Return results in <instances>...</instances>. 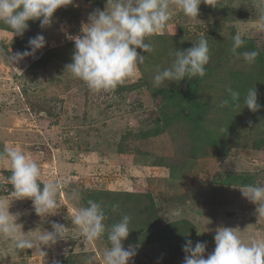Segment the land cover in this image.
I'll return each mask as SVG.
<instances>
[{
	"label": "rangeland",
	"instance_id": "374dc122",
	"mask_svg": "<svg viewBox=\"0 0 264 264\" xmlns=\"http://www.w3.org/2000/svg\"><path fill=\"white\" fill-rule=\"evenodd\" d=\"M105 3L74 0L56 11L50 27L41 28L38 20L28 21L23 37L0 28V49L6 53L28 49L29 38L37 34L47 42L33 61L27 57L15 65L0 57V151L5 146L23 148L40 162L43 181L63 183L57 214L39 217L31 200H16L8 181L11 170L0 161V202L8 203L12 213L27 212L18 223L33 238L43 230L50 231L53 221L66 226L63 240L52 248L16 250L11 241L0 237V264H85L90 257L92 264H102L106 238L87 241L72 218L76 208L86 206L89 199L97 202L100 198L94 193L105 190L140 195L133 206L124 200V194L111 197L120 209L112 213L131 217L132 231L124 246L138 247L129 264H183L185 254L179 247L163 241L143 242L149 202L161 223L186 220L193 225L194 243L207 242L205 256L214 250L215 230L220 226L238 228L246 242L264 239V216L257 215V206L242 196L239 189L245 185L227 182L232 176L231 180L239 177L264 186V143L256 146L258 139L264 141V69H259L264 62L256 60L249 66L242 56H227L229 48L223 59L216 57V48L210 51L213 67L200 83L206 109L200 129L207 131L217 123L224 131L222 125L228 121L234 127L216 143L185 120V107L181 116L173 118L185 101L167 103L158 89L175 82L153 86L156 70L171 65L174 57L169 52L176 43H191L190 48L201 35L210 36L212 43L240 32L245 41L251 40L262 50L264 31L258 30L257 23L264 15V0H210L209 5H200L198 19L176 11L162 34L147 38L154 49L150 55L137 49L145 55L139 74L115 90L96 92L65 66L71 63L74 51V41L68 37L80 35L88 14L96 8L103 10ZM48 51L50 60L32 66ZM228 87L240 92L239 108L219 106L228 98ZM253 87L262 106L255 113L243 104L244 95ZM256 130L260 132L255 134ZM74 192L80 193L79 201L71 199Z\"/></svg>",
	"mask_w": 264,
	"mask_h": 264
},
{
	"label": "clouds",
	"instance_id": "9594fccd",
	"mask_svg": "<svg viewBox=\"0 0 264 264\" xmlns=\"http://www.w3.org/2000/svg\"><path fill=\"white\" fill-rule=\"evenodd\" d=\"M71 3L73 0H0V21L14 32V36L23 37L29 28L28 21L38 20L41 28L50 27L56 11ZM202 3L209 5L210 0H106L103 10L96 8L88 14L80 35L68 37L74 41V51L71 63L65 66V70L85 82L93 91L115 90L126 80L137 76L139 67L145 64V55H141L137 49L144 53L154 51L147 38L162 34L176 11L191 19H198ZM212 7H215L214 3ZM257 27L264 31V15L259 17ZM46 43L45 37L37 34L29 38L28 49L15 54L0 49V57L16 65L27 57H34ZM245 43V38L237 32L232 37L230 51L242 56L244 62L251 66L256 63L259 52H238ZM169 55L174 59L169 67L156 70L154 87L206 75L210 48L204 35L192 47L170 50ZM226 92L228 98L221 100L219 106L223 108L231 104L239 108L240 92L231 87L226 88ZM243 104L253 113L261 109L256 87L247 90ZM0 161L11 170L8 181L16 200H31L32 208L39 217L57 214V197L63 188L60 180L43 181L40 162L19 146H5L0 151ZM239 190L244 198L257 206V215L264 216V186L249 184ZM71 199L79 201L80 193H72ZM118 209L119 205L112 206L113 212ZM25 214L27 212L12 213L8 203L0 202V237L11 241L16 250L36 246L52 248L63 240L66 226L56 221L51 222L50 231L43 230L34 238L30 236V231L25 233L23 224L18 223ZM107 219L102 205L89 199L86 206L75 209L72 223L89 242L106 238L108 246L102 252V264H129L137 255L138 247L131 244L127 248L124 246L132 231L131 217L124 214L110 226L105 223ZM214 242V250L205 256L207 242L197 241L193 245L192 240L186 239L182 245L185 253L183 264H264V239L246 242L238 228L220 226L215 230ZM92 259L87 258L85 264H92ZM54 264L60 262L55 261Z\"/></svg>",
	"mask_w": 264,
	"mask_h": 264
},
{
	"label": "trees",
	"instance_id": "16d2710c",
	"mask_svg": "<svg viewBox=\"0 0 264 264\" xmlns=\"http://www.w3.org/2000/svg\"><path fill=\"white\" fill-rule=\"evenodd\" d=\"M0 28L12 31L2 21H0ZM206 38L208 40L210 51L212 50V48H216L217 52L215 53V55L218 59L225 58V48H229L227 56H230L231 54H233L230 51L231 46H232V38H229L225 41H219V39H217L218 41H215L212 43H211L212 38L210 36ZM184 44L182 45V44L176 43L173 45V47H175V49L185 50L189 48V45H191V43H184ZM252 50H257L259 52V56L257 60L260 62H264V46L262 47V50H260L259 48L256 47V45L251 40H246L245 46L239 49L238 52L252 51ZM49 52L51 51L45 52L43 55H41L36 60V62L33 63L32 66H35V67L39 66V65L46 63L48 60H50L51 57L49 56ZM150 53L151 52L147 54L150 55ZM212 67H213V63L210 60L209 63L205 67L206 75L204 77L197 76L191 79H185L181 82H177L173 84L170 87H162L158 89V91H161V94L163 96L167 97V100H166L167 103H172L173 105H179L180 102L185 101L186 104L184 105L182 104L181 107L178 109L179 114H175L173 118L181 116L184 112V107H185V110L188 111V113L184 115L186 117L185 120L193 123L194 126L198 127L199 129L201 128L200 124L204 121V119L202 118V114L204 113L206 114V111H205L206 109L203 108L205 101L201 99L200 92H199L200 83L209 74ZM259 69H264V68H259ZM260 92L262 94V87L260 89ZM163 118H165V116H163ZM165 123H167V121L164 122V124ZM220 125L221 124L218 125L217 123H215L213 124V126H211L212 128H209L207 131L206 129L204 130L200 129L201 131L205 132V134H203L204 135L203 137L207 138L208 140L211 139V141L213 140V143H216L218 142V139H221L222 141V139L225 138L223 136H225L226 134H228L230 131L234 129V127L232 128L231 126L232 124H230V121H228L226 125H222L223 127L226 126V130L224 131L219 130L222 128ZM259 132H260L259 130H256L255 134H258ZM257 139L258 137L256 136L254 140H257ZM263 143L264 141H262L261 139H258L256 141V146H260ZM220 145L222 148H225L221 142H220ZM231 179H232V176H229L227 179V182L229 183L236 182L240 185H249V183L251 184V181H249V183L243 182V180L240 179L239 177H234L233 180ZM123 194L126 196L125 197L126 199L124 200L128 201L132 206L136 201H139L140 195H133L132 193H116L110 190H105L103 192L97 191L96 193H94V196L99 195L98 197L100 198V200H96V199L95 200L97 201V203L102 205V207L105 209L106 214L108 216V219L105 221L106 224L111 225L112 223L120 220L121 214L119 213V216L117 214L114 215L112 213V206L117 204V201H115L114 198L118 197L119 195H123ZM90 196L93 197L92 194H90ZM111 197H114V198L111 200ZM108 198H110L111 202H109ZM120 206H124V205H120ZM147 209H149V212H147L144 215V234L142 235L144 238L143 242L155 243V242L163 241L165 243H170L169 245H174L177 249L179 247L180 250L178 249V251L182 254H185L182 250V245H184L186 239H190L193 241L192 239L193 238V233H192L193 225H188V222L186 220L184 221L176 220L170 223L163 224L160 222L159 216H157L153 212L154 205L152 202H149V204L147 205ZM194 244L195 243L193 241V245Z\"/></svg>",
	"mask_w": 264,
	"mask_h": 264
},
{
	"label": "built area",
	"instance_id": "2783aa9c",
	"mask_svg": "<svg viewBox=\"0 0 264 264\" xmlns=\"http://www.w3.org/2000/svg\"><path fill=\"white\" fill-rule=\"evenodd\" d=\"M31 59L35 60L33 57H30V60H31ZM33 60H31V61H33Z\"/></svg>",
	"mask_w": 264,
	"mask_h": 264
}]
</instances>
